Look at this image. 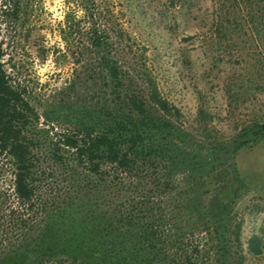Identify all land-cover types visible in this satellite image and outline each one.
<instances>
[{"label":"trees","instance_id":"1","mask_svg":"<svg viewBox=\"0 0 264 264\" xmlns=\"http://www.w3.org/2000/svg\"><path fill=\"white\" fill-rule=\"evenodd\" d=\"M66 1L74 8L59 27L65 46L78 42L81 56H96L114 97L77 115V130L63 141L71 152L50 154L65 164V186L46 201L39 191L45 167L27 136L37 112L0 64V264H233L242 185L234 156L264 137V118L229 143L186 131L156 86L123 88L132 76L127 62L118 63L126 51L112 42L117 32L122 37L112 1ZM231 1L230 10L245 15L236 28H247L264 53V0ZM6 10L16 18L20 7ZM246 248L257 255L264 242L252 234Z\"/></svg>","mask_w":264,"mask_h":264},{"label":"rangeland","instance_id":"2","mask_svg":"<svg viewBox=\"0 0 264 264\" xmlns=\"http://www.w3.org/2000/svg\"><path fill=\"white\" fill-rule=\"evenodd\" d=\"M111 1L113 28L122 33L112 42L126 51L118 63L127 62L132 76L123 88L156 86L178 109L175 123L199 137L208 131L229 143L242 127L263 120L264 53L247 28H236L245 15L230 10L231 0ZM14 2L16 18L6 10ZM73 8L66 0H0V64L37 112L27 136L45 167L39 191L46 201L65 186V164L50 154L71 152L63 141L77 130V115L114 97L96 56H81L78 42L65 46L59 27ZM220 19L229 30H218ZM234 161L242 185L233 208L238 241L229 244V257L233 264H264V248L257 255L246 248L252 234L264 242V137L240 148Z\"/></svg>","mask_w":264,"mask_h":264}]
</instances>
